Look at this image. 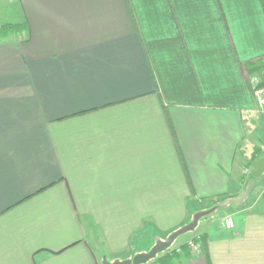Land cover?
Instances as JSON below:
<instances>
[{
    "label": "crops",
    "instance_id": "crops-1",
    "mask_svg": "<svg viewBox=\"0 0 264 264\" xmlns=\"http://www.w3.org/2000/svg\"><path fill=\"white\" fill-rule=\"evenodd\" d=\"M0 15L22 24L0 37V264L124 259L198 211L170 264H264V0H0Z\"/></svg>",
    "mask_w": 264,
    "mask_h": 264
},
{
    "label": "water",
    "instance_id": "water-1",
    "mask_svg": "<svg viewBox=\"0 0 264 264\" xmlns=\"http://www.w3.org/2000/svg\"><path fill=\"white\" fill-rule=\"evenodd\" d=\"M264 168V152L255 160L251 161L250 172L253 176L258 177ZM207 211H198L194 213L191 220L185 225L175 229L167 235L165 239H158L154 244L146 251L138 252L124 259L108 260L104 258L102 264H145L149 260L155 258L159 253L168 249L174 240L186 232L193 231L197 225L198 219L204 215Z\"/></svg>",
    "mask_w": 264,
    "mask_h": 264
},
{
    "label": "trees",
    "instance_id": "trees-1",
    "mask_svg": "<svg viewBox=\"0 0 264 264\" xmlns=\"http://www.w3.org/2000/svg\"><path fill=\"white\" fill-rule=\"evenodd\" d=\"M22 24L21 23H13V22H6L3 24H0V37H4L10 33L17 32L21 29ZM261 60L264 62V56L260 57ZM255 61H249L244 63V68L249 69L251 71H257L259 70V67L256 66ZM259 86H264L262 83L258 84ZM262 152V148L260 146H255L253 153L250 157L251 160H254L259 157L260 153ZM188 244L182 243L180 246V250L183 251L187 249ZM180 256V252H177L175 248L166 249L161 254L159 253L155 258L152 260L146 262L145 264H170L172 261L177 259Z\"/></svg>",
    "mask_w": 264,
    "mask_h": 264
},
{
    "label": "built area",
    "instance_id": "built-area-1",
    "mask_svg": "<svg viewBox=\"0 0 264 264\" xmlns=\"http://www.w3.org/2000/svg\"><path fill=\"white\" fill-rule=\"evenodd\" d=\"M252 93L255 98V101L257 103L258 107L264 106V86H259L258 84H255L252 88ZM261 175L264 177V168L261 172ZM262 193L264 194V188L262 190ZM222 223L227 228H232L234 226V220L231 216H225L222 219ZM190 248L195 247V243L193 240H188L186 242Z\"/></svg>",
    "mask_w": 264,
    "mask_h": 264
},
{
    "label": "rangeland",
    "instance_id": "rangeland-1",
    "mask_svg": "<svg viewBox=\"0 0 264 264\" xmlns=\"http://www.w3.org/2000/svg\"><path fill=\"white\" fill-rule=\"evenodd\" d=\"M4 5V7H5V4H3ZM7 10V9H6ZM7 11H9V10H7ZM0 18H1V15H0ZM3 18H6V17H3ZM3 18L2 19H0V20H3ZM7 18H14L13 17V15H11V17H7ZM14 35H11V37H13ZM260 74H258V75H254L255 77L253 78V80H252V83H258L259 82V80H260V76H259ZM264 74H262V76H263ZM259 76V77H258ZM264 128V127H263ZM256 143H258L259 145H261L262 146V152L260 153V155L264 152V129H262V131H261V133L259 134V136L256 138V141H255ZM259 155V156H260ZM194 231V230H193ZM191 232H189V234H190ZM188 234V235H189ZM187 236V235H186ZM186 236H183V238H178V239H175V241H176V244H180V243H182L184 240H185V238L184 237H186ZM180 239V240H179ZM190 239V238H189ZM175 245V244H174ZM150 261V260H149ZM152 264V263H151Z\"/></svg>",
    "mask_w": 264,
    "mask_h": 264
}]
</instances>
